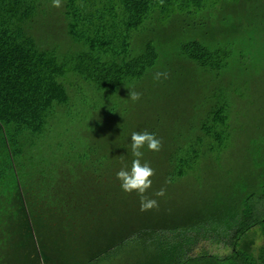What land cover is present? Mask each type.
<instances>
[{
  "label": "trees",
  "instance_id": "obj_1",
  "mask_svg": "<svg viewBox=\"0 0 264 264\" xmlns=\"http://www.w3.org/2000/svg\"><path fill=\"white\" fill-rule=\"evenodd\" d=\"M172 2L62 0L59 8L67 36L82 47L73 57L77 61L69 74L46 50L49 44L35 37L34 28L45 23L52 0H0V206H10L12 211L0 220V264H98L112 254L129 256L138 238L168 228L170 218L156 221L151 211L139 210L140 203L136 204L139 208L124 205L117 212L103 203L105 190L100 187L119 181L115 173L101 171L130 169L128 158L108 162L106 156L91 158L88 149L75 160L71 149L53 136L51 123L57 120L56 109L70 102L65 86L74 83L72 75L98 91L114 93L127 79L139 78L153 66L157 58L153 45L147 43L142 54H132L128 32L156 11L165 13ZM236 7L245 13L249 30L264 32V0H237ZM256 25L260 30L252 28ZM181 51L202 67L218 69L221 51L196 40L182 44ZM255 91V95H264V88L255 86ZM235 111L238 128L219 160L227 176L223 220H234L232 226L226 225L233 233V252L223 257L168 258L165 264H264L263 250L250 254L235 245L248 228L264 223L259 216H264V97L259 101L252 96ZM218 114L211 112L210 119L224 126L225 118L219 119ZM215 127L206 126L205 131L220 146L223 134ZM32 152L42 153L43 160L36 162ZM27 156L30 165L22 159ZM184 163H176L178 172L173 177L183 175ZM28 168L43 174L22 180ZM6 176L14 181L13 192L5 191L2 182ZM32 179L38 184L32 186ZM249 205L258 218L250 214ZM248 216L253 219L250 225ZM165 255L176 256L174 252Z\"/></svg>",
  "mask_w": 264,
  "mask_h": 264
},
{
  "label": "rangeland",
  "instance_id": "obj_2",
  "mask_svg": "<svg viewBox=\"0 0 264 264\" xmlns=\"http://www.w3.org/2000/svg\"><path fill=\"white\" fill-rule=\"evenodd\" d=\"M236 1L173 0L165 13L156 11L138 28L130 30L131 53L140 55L146 44L151 43L157 58L141 77L127 79L114 93L98 91L77 75L71 76L72 85L67 82L65 88L70 102L56 109L52 134L71 149L75 160L89 149L91 158L106 156L108 162L119 163L128 158L132 162L130 136L134 131L146 130L162 141L159 152L142 149L141 162H148L155 170L151 188L145 193L159 203L158 208L150 210L153 219L170 218L168 228L147 238H138L129 256L112 254L96 263L165 264L168 258L183 260L191 255L223 257L232 248L233 233L226 225L232 226L234 220L225 223L223 220L227 176L221 171L219 160L238 128L235 107L252 96L259 101L264 97L255 95L257 91L252 92L255 86L264 88V32L247 28L245 13L236 7ZM47 7L45 23L34 28L35 37L49 44L46 50L52 52L57 65H62L69 73L76 65L77 58L73 57L82 47L67 36L60 8L52 4ZM194 40L210 50L221 51L216 61L218 69L202 67L182 53L181 45ZM157 71L167 72L168 78L155 81L153 74ZM129 90L140 92V100L131 101ZM213 111L219 112V119L225 118V127L211 121ZM206 126L215 127L216 132L223 134L222 145L214 144L212 136L205 131ZM31 156L36 162L44 158L42 153L32 152ZM28 157L22 159L30 165ZM179 160L185 161L184 173L173 177L178 172ZM42 170L25 169L21 178L28 181L29 177L41 176ZM32 181L31 185L38 184ZM2 184L6 192L14 191V181L9 177L6 176ZM161 188L165 189V195L156 197L154 193ZM100 190H105L103 203L110 204L116 212L124 205L139 208L136 205L140 203L139 196L133 192L135 197H127L118 182ZM249 212L257 214L251 205ZM11 215L10 206L6 208L2 204L0 220L2 216ZM252 220L248 216V225ZM174 222L177 228H169ZM255 229L248 228L242 241H233L239 251L246 242L255 249ZM165 252H174L176 256L165 255ZM13 255L12 252L10 256ZM223 264L228 263L223 261Z\"/></svg>",
  "mask_w": 264,
  "mask_h": 264
},
{
  "label": "clouds",
  "instance_id": "obj_3",
  "mask_svg": "<svg viewBox=\"0 0 264 264\" xmlns=\"http://www.w3.org/2000/svg\"><path fill=\"white\" fill-rule=\"evenodd\" d=\"M62 6V0H52V7L59 8ZM168 73L157 71L153 74L155 81H161L167 79ZM141 93L129 90L128 98L133 101H139ZM147 148L152 152H159L162 147V141L156 137L154 133L148 131L137 132L134 131L130 136V150L134 159L131 162L130 169L122 168L116 173V179L119 181L121 190L126 194L135 192L140 198L141 212L150 211L159 207L157 199L149 198L145 195L147 190L151 188V177L155 175V170L150 166L148 162H141L143 157L142 149ZM156 197H162L165 195V189L161 188L155 192Z\"/></svg>",
  "mask_w": 264,
  "mask_h": 264
},
{
  "label": "crops",
  "instance_id": "obj_4",
  "mask_svg": "<svg viewBox=\"0 0 264 264\" xmlns=\"http://www.w3.org/2000/svg\"><path fill=\"white\" fill-rule=\"evenodd\" d=\"M262 204H263L262 206H264V203H262ZM263 227H264V225L261 228L260 227V224L257 225V226H254V228H256L255 230H256V234H257L256 235L257 236L256 237V242H255L256 247H255V249H252L250 247H242V249H243L244 252L250 253V254H252V253L259 254L260 251H262V250L264 251V232H263L264 229H263ZM261 229H262V232H260ZM232 249L233 248H231L226 254H231L233 252Z\"/></svg>",
  "mask_w": 264,
  "mask_h": 264
}]
</instances>
